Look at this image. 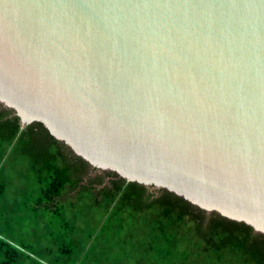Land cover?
I'll use <instances>...</instances> for the list:
<instances>
[{
	"label": "water",
	"instance_id": "water-1",
	"mask_svg": "<svg viewBox=\"0 0 264 264\" xmlns=\"http://www.w3.org/2000/svg\"><path fill=\"white\" fill-rule=\"evenodd\" d=\"M0 104L264 235V0H0Z\"/></svg>",
	"mask_w": 264,
	"mask_h": 264
},
{
	"label": "trees",
	"instance_id": "trees-1",
	"mask_svg": "<svg viewBox=\"0 0 264 264\" xmlns=\"http://www.w3.org/2000/svg\"><path fill=\"white\" fill-rule=\"evenodd\" d=\"M37 130L40 133H36ZM35 134L41 135L38 137L43 138L46 147L34 137ZM25 137L36 144V148L32 146L33 150L42 144L46 152L37 151L36 156H32V168L38 176L37 184L41 190V195L34 201L35 208L51 209L58 216L60 207L54 209L57 204H53L56 198L62 208L67 203L74 209L77 199L93 197L97 204H105L104 216L108 214V217L104 229L106 223L113 219L124 220L122 215L128 210L131 217L152 218L160 224V241L165 240L176 248L178 242L188 239L192 247L212 255L214 264L215 259L219 264H264V235L254 232L251 226L208 213L167 190L156 189L155 193L152 187L136 182L126 184L114 172L97 170L75 155L64 142L54 138L43 124L35 122L21 129L19 117L0 104V144L7 142L10 146ZM95 171L102 172L85 183L89 173ZM105 178L109 179L108 184L98 191ZM72 192H76L75 201ZM94 234L89 236L90 239ZM19 244H12L0 236V264H88V252L92 247L89 245L87 249L85 246L76 254L71 248L62 249L52 262H45L36 258L34 248Z\"/></svg>",
	"mask_w": 264,
	"mask_h": 264
},
{
	"label": "rangeland",
	"instance_id": "rangeland-1",
	"mask_svg": "<svg viewBox=\"0 0 264 264\" xmlns=\"http://www.w3.org/2000/svg\"><path fill=\"white\" fill-rule=\"evenodd\" d=\"M38 136L41 135L34 137L42 142L43 138ZM30 140L25 137L10 146L7 142L0 144V236L5 240L31 246L36 258L45 262H52L62 249L71 248L76 254L92 245L88 264H214L212 255L195 249L188 239H182L176 248L165 240L160 241V224L152 218L131 217L128 210L122 215L124 220L113 219L104 229L108 217V214L104 216L105 204H97L93 197L76 200V192H72L73 200H76L74 209L67 203L62 208L56 198L53 204H57L54 209L60 207L58 216L51 209L35 208L34 201L41 195V190L32 168V156H36L37 151L46 154L44 147L47 144L42 142L44 147L41 144L33 150L32 146L36 144ZM101 172H90L84 182ZM108 180L105 178L98 191L108 184ZM215 264H219L216 259Z\"/></svg>",
	"mask_w": 264,
	"mask_h": 264
}]
</instances>
